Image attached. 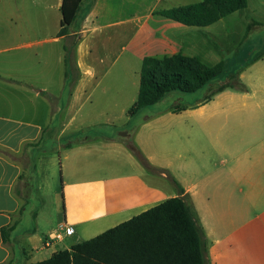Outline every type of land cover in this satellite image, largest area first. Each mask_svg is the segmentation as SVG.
Returning <instances> with one entry per match:
<instances>
[{"label": "crops", "instance_id": "1", "mask_svg": "<svg viewBox=\"0 0 264 264\" xmlns=\"http://www.w3.org/2000/svg\"><path fill=\"white\" fill-rule=\"evenodd\" d=\"M199 1L85 0L66 77L63 0H34L31 11L0 0V264L46 260L178 196L204 229L210 264H264V56L240 72L246 91L207 99L231 71L128 114L145 58L215 66L225 56L213 38L228 52L264 44V0L207 26L161 14ZM251 20L261 25L246 36ZM45 137L57 147L42 150Z\"/></svg>", "mask_w": 264, "mask_h": 264}, {"label": "trees", "instance_id": "2", "mask_svg": "<svg viewBox=\"0 0 264 264\" xmlns=\"http://www.w3.org/2000/svg\"><path fill=\"white\" fill-rule=\"evenodd\" d=\"M94 1V0H93ZM248 0H200L197 3L175 7L162 15L189 26H207L227 15L244 9ZM93 6L85 0H63L60 36H68L64 46L66 77L72 73L74 46L77 34L73 29L80 25ZM261 24L251 20L246 36ZM225 59L215 66H208L198 58L177 53L171 56L145 58L141 72V85L137 101L129 109V116L154 105L173 91L196 92L213 79L227 75L235 60L227 57L221 43L212 39ZM241 47V46H240ZM238 48L241 63L231 79L220 83L207 99L225 89L246 91L239 78L246 67L264 56V47ZM236 55V53H235ZM133 150L148 169H153L136 146ZM13 227L4 230L7 237ZM208 241L204 229L195 217L185 198H170L151 209L127 220L89 240L73 245L70 249L54 253L50 258L33 264H210Z\"/></svg>", "mask_w": 264, "mask_h": 264}, {"label": "rangeland", "instance_id": "3", "mask_svg": "<svg viewBox=\"0 0 264 264\" xmlns=\"http://www.w3.org/2000/svg\"><path fill=\"white\" fill-rule=\"evenodd\" d=\"M34 0H14V5L16 4V5H18L19 7H21V9H25V10H29V11H31L32 10V8H33V4H32V2H33ZM13 4V0H5V7L4 8H10L11 7V5ZM254 36H259V37H262L263 36V34H261V33H256ZM257 38V37H256ZM244 45H246V49H250L249 48V46H251L252 48L251 49H254L253 50V53H258V52H260L262 49H263V47H264V44L262 43L261 45H260V47L259 48H257V47H255V46H257L258 44H253V42L251 41V43H249V44H247L246 42L245 43H242L241 44V47H240V50L242 51V54L245 52V51H247L246 49H244L243 47H244ZM253 45H255V46H253ZM254 47V48H253ZM225 51L227 52L226 54H227V57L228 58H230V59H233V60H235V63H234V65L233 66H231V71H237V69H238V67H239V64L241 63V60H242V56H238V54H237V52L239 51L238 49H236L235 51H233V52H228L226 49H225ZM235 53H236V55H235ZM179 92V91H178ZM121 133H123V132H121ZM120 133V134H121ZM53 147H57V141L56 140H48L46 137L43 139V140H41V148H42V150L44 149V150H46V149H48V148H53ZM26 149H28L27 147L25 148V151H28V150H26ZM22 159H25L24 157H22ZM23 161H26V160H23ZM28 180V179H27ZM26 180V182H23V183H20L19 184V189L20 190H22V196H23V198H25L26 199V197H27V190H28V187H29V184H31V183H33L32 181L30 182L29 180V182Z\"/></svg>", "mask_w": 264, "mask_h": 264}, {"label": "built area", "instance_id": "4", "mask_svg": "<svg viewBox=\"0 0 264 264\" xmlns=\"http://www.w3.org/2000/svg\"><path fill=\"white\" fill-rule=\"evenodd\" d=\"M55 239L62 240L63 239V235L60 232L55 233ZM47 245L49 246L50 245V242L47 243Z\"/></svg>", "mask_w": 264, "mask_h": 264}, {"label": "water", "instance_id": "5", "mask_svg": "<svg viewBox=\"0 0 264 264\" xmlns=\"http://www.w3.org/2000/svg\"><path fill=\"white\" fill-rule=\"evenodd\" d=\"M122 135H124V136H125V135H127V134L124 132Z\"/></svg>", "mask_w": 264, "mask_h": 264}]
</instances>
